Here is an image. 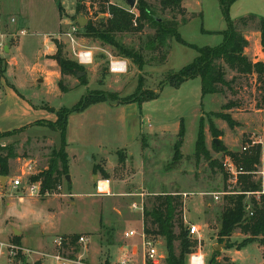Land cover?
I'll list each match as a JSON object with an SVG mask.
<instances>
[{
	"label": "rangeland",
	"instance_id": "obj_1",
	"mask_svg": "<svg viewBox=\"0 0 264 264\" xmlns=\"http://www.w3.org/2000/svg\"><path fill=\"white\" fill-rule=\"evenodd\" d=\"M109 1L130 10L125 0ZM148 1L156 7L157 14L165 19L172 18L170 13L159 11L155 0ZM60 2L62 4L56 3L55 6L52 0H0V41H9L6 52L0 48V134L18 130L0 139L1 146L13 145L17 154L8 161L5 187L0 188V242L18 247L11 254L8 248L0 246V264H58L53 256L45 254H57L53 242L56 237L73 234L87 239L86 243L76 241L73 258L90 264H117L123 254L118 248L126 245L127 264H143L139 236L124 237V231L128 229L143 230L142 212L132 207L134 202L139 206L140 201L136 196L116 195V189L111 196L96 194L93 183L95 164L105 171L102 176L110 177L122 192L140 189L149 192L142 201L144 206L149 207L152 195L161 192L178 190L186 193L182 196L183 215L187 222L198 226L206 264L213 251L218 252L216 261L219 264H264V235L238 250L235 245L246 237L239 230L229 238L234 244L230 249H226L225 241L218 240L222 196L215 200L211 193L214 189L223 192V177L222 174L211 175L206 161L201 160L195 165L192 159L201 119L205 143L213 157L221 162L225 155L213 151V139L221 142L227 151L237 153L259 145L260 162L256 171L264 172V110L258 108L262 84L251 76H238L231 89L224 88L222 93L203 97L199 77L188 79L177 87L169 84L167 77L197 56L195 49L175 40L168 41L167 47L159 51L141 49L142 68L125 58L127 71L111 74L110 56L119 57L112 46L84 36L83 27H79L75 44L72 45L66 36L70 27L77 25L79 14L87 22L96 19L100 4L92 5L85 0L84 9L77 14V0ZM183 6L186 10L184 20L179 14L173 15L178 22L180 37L198 47L220 44V32L226 24L218 1L183 0ZM248 14L264 18V0H237L229 10L234 21ZM106 16L107 13L100 14L99 18ZM257 26V18L246 27L238 26L249 41L245 53L251 60L264 59ZM21 29L27 34L19 35ZM153 32V28L145 25L141 32L122 34L119 40L138 50L146 36ZM57 45H61L62 56L72 61H76L75 52L79 50L87 48L93 52V62L84 66L86 73L83 76L63 77L65 91L57 83L60 78ZM234 75L228 71L226 79L230 80ZM82 77L84 85L79 82ZM38 78H45V82L37 81ZM139 83V93L153 92L157 96L124 105L123 102L136 95ZM87 94H101L106 102L98 104L100 107L91 106L83 113H71L68 117L65 139L66 144L68 138L69 142L71 140L66 149L72 184L64 179L57 189L39 197L28 196L24 189L7 186L10 178L21 174L27 162L32 163L35 174L46 167L51 152L60 146L58 132L51 129L56 111L73 107ZM227 103L234 106L223 110L222 106ZM213 112L229 113L235 126L229 127L224 120L212 116ZM140 118L142 133L134 139L130 122L138 123ZM210 121L218 136L209 131ZM32 122V127L25 132L19 131ZM181 126V152L185 158L175 169L166 170ZM164 133L171 135L162 136ZM244 146L246 150H243ZM120 158L124 161L122 167L118 165ZM254 179L261 182L262 188L264 176L255 174ZM225 184L229 185L227 190L235 185L230 177ZM260 196L264 206V193H249L245 201L250 207L251 197L259 200ZM7 202H12L10 211L13 216L4 215ZM14 229L21 233L14 235ZM146 237L157 243V249L163 255L158 264H166L164 240L153 235ZM214 244H222V248L215 250ZM23 249L39 251L43 255L29 254Z\"/></svg>",
	"mask_w": 264,
	"mask_h": 264
},
{
	"label": "trees",
	"instance_id": "obj_2",
	"mask_svg": "<svg viewBox=\"0 0 264 264\" xmlns=\"http://www.w3.org/2000/svg\"><path fill=\"white\" fill-rule=\"evenodd\" d=\"M83 1L77 0L75 11L77 14L82 12ZM92 5L96 2L100 4L99 12L96 13V19H88L83 29V35L95 38L101 43L110 45L116 50V54L121 58H128L136 63L140 68L143 66L141 49L148 51H159L167 47L168 41L175 40L178 43L186 45L196 50L197 56L187 65L177 72L167 77V82L175 87L182 82L199 77L201 81L202 97L207 94H216L224 92V88L231 89L232 84L239 77H253L255 82L262 84V95L258 108L264 110V59L251 60L247 57L245 49L249 41L238 29L239 25L246 27L249 22L257 18L259 32V43L263 50L264 56V18L255 14L241 16L237 21L230 18L229 10L231 5L237 0H217L226 24V28L220 32L222 41L220 44L210 47H198L185 42L177 30L178 22L175 14H179L183 19L186 12L183 6V0H155L158 3V9L161 13H170L172 18H163L156 13V7L149 3L148 0H136L132 12L122 6L112 4L109 0H86ZM107 13L105 18H99L100 14ZM184 20V19H183ZM145 25L153 28L154 32L146 36L142 47L136 50L129 47L119 40V36L126 33L141 32ZM57 54L60 56L58 86L62 91L66 88L63 86V77L73 75L75 71H83L84 66L72 61L61 54V45H57ZM165 59V55H163ZM228 71L235 75L230 80L226 79ZM81 85L85 84L84 78H80ZM141 83L136 88V95L129 97L124 104L155 98L157 93H139ZM106 102V98L101 95L87 94L83 96L73 107L61 108L56 111V120L52 123L51 129L57 131L60 137V146L58 150L52 151L47 161L46 167L37 174L29 177L30 181H40L41 191H51L57 189L65 176L68 174V155L66 152V128L68 117L71 113L82 112L92 104ZM233 103H227L222 106L223 110L231 109ZM214 117L224 120L229 127H234L235 122L229 113L213 112ZM21 131V129H19ZM209 131L218 136L213 123L209 122ZM18 130L4 132L0 134V139L16 133ZM183 127L178 134L177 140L172 146L173 154L171 161L166 166V170L175 169L185 158L181 152L183 141ZM147 147V143L144 142ZM212 149L215 153H223L224 156H230L236 165L240 168L241 173L238 175V181L229 190L228 184H225L229 175L223 169L222 161L213 157L212 152L207 148L205 135L200 119L199 129L195 140V149L192 155L195 165L201 160L207 162L211 175L222 174L224 181V192H232L222 196V204L219 215V229L217 232L218 240L226 242V249L234 246L229 241L230 236L236 230L246 235V237L237 245L238 249L252 242L254 238L264 235V206L262 197L256 200L255 197L250 199L251 216L246 210L247 203L245 197L247 193H253L261 190V182L254 179L253 172L260 162V146H252L250 150L237 153L227 151L225 146L220 142H212ZM17 156L13 145H0V176H7L9 172L8 161ZM224 158V157H223ZM223 160V159H222ZM118 165L124 166L122 158L119 159ZM94 173L103 171L98 165L94 166ZM217 192V189L212 190ZM183 192H161L152 195L150 206H144L142 212V227L146 235L161 237L164 240L166 250V264H186L188 254L196 247L197 241L188 234L187 225L183 215ZM63 252H69L73 256L75 252L77 235L64 236ZM17 239V237H15ZM72 251V252H70ZM217 251H213L211 264H219L216 261Z\"/></svg>",
	"mask_w": 264,
	"mask_h": 264
},
{
	"label": "built area",
	"instance_id": "obj_3",
	"mask_svg": "<svg viewBox=\"0 0 264 264\" xmlns=\"http://www.w3.org/2000/svg\"><path fill=\"white\" fill-rule=\"evenodd\" d=\"M134 9V8H133ZM133 9H130V11L135 12ZM13 21V19L11 20ZM79 30V26L78 25H73L70 27L69 31L66 33V36L69 38L71 44H75L76 43V34ZM19 35H25L27 34V31H25L24 29H21L18 32ZM0 35L1 32H0ZM75 56H76V62L80 65L83 66H87L89 64H91L93 62V52L90 49H83V50H79L78 52H75ZM127 60L121 57H113L110 56L109 59V72L111 74H115V75H119V74H124L127 71ZM247 147L244 146L243 150H246ZM222 166L223 169L226 171V173L229 175L231 182L236 184V182L238 181V175L241 173L240 168L236 165V163L234 162V160L226 155L224 156L223 160H222ZM35 171L33 170V165L31 162H27L25 163L23 169L21 170V174L15 177H12L9 179V186L12 189L15 190H20V189H24L25 192L27 193L28 196L31 197H39L42 195H48V191H41V184L40 181H30L29 177L34 175ZM253 174H258V175H262L264 176V172L263 171H255L253 172ZM108 186H109V180L108 179H104V180H99L96 183V194L99 195H103V194H107L108 193ZM228 193H232V192H213L211 193L214 197L215 200L220 199L221 196H223L224 194H228ZM260 193H264V179L262 181V188L260 191L255 192V194H260ZM249 193H247L248 195ZM186 193H183V196H185ZM133 209H137L139 208L141 212H143V205L140 204L138 206V204H136L135 202L132 204ZM246 210L248 211L249 216H251L253 214V212L250 210V207L247 205ZM186 221V220H185ZM187 222V221H186ZM187 231L188 234L193 237L196 241V247L193 249V251H191L188 256H187V260H186V264H206L205 263V255L203 254V252L201 251V247H200V237H199V230H198V226L196 224L187 222ZM124 236L126 238H131L134 236H139V238L141 239L142 242V247H143V260L142 263L143 264H158L159 261H161V259H163V255L159 252V250L157 249V243L148 239L146 237V234L144 233V231L142 230L141 232H137L136 230H129L126 231L124 233ZM64 236L61 237H56L53 242L55 244V246L58 249L57 254H45V256H53L55 258L56 261H58V264H90L88 262L82 261V259L78 258H73V256H69L67 253L63 252V243H64ZM77 242L80 243H86L87 239L84 236H78L77 238ZM0 246L6 247L10 250L11 254H14L16 251V249H18L17 246L15 245H11V244H6L3 242H0ZM25 252L31 254H36V255H43L41 252L39 251H33V250H29V249H23ZM129 261V257L126 256H122L120 257L119 261L117 262V264H127Z\"/></svg>",
	"mask_w": 264,
	"mask_h": 264
},
{
	"label": "crops",
	"instance_id": "obj_4",
	"mask_svg": "<svg viewBox=\"0 0 264 264\" xmlns=\"http://www.w3.org/2000/svg\"><path fill=\"white\" fill-rule=\"evenodd\" d=\"M56 3H59V5L60 4H62L61 2H60V0H52V5H55L56 6ZM58 9V8H57ZM8 39H7V42L6 43H4V42H1L0 41V48H2V50L4 51V52H6L7 50H8ZM11 57V56H10ZM12 59L11 60H13V57H11ZM8 64H10V62L8 63ZM60 74V73H59ZM59 80V79H58ZM37 81H39V82H45V78H43V80L41 79V78H38L37 79ZM58 83V82H57ZM100 103H102V102H98V103H96V104H92V105H90L89 107H91V106H97V107H100L98 104H100ZM133 103H136V102H133ZM130 105V103H127V104H124V105ZM88 107V108H89ZM88 108H86V109H88ZM85 109V110H86ZM84 110V111H85ZM82 113H83V111H82ZM56 116V115H55ZM56 118V117H55ZM41 119V118H40ZM43 119V118H42ZM44 119H47V118H44ZM48 119L49 120H51L52 118H50V117H48ZM38 120V119H37ZM37 120H34V121H37ZM33 121V122H34ZM138 121V120H137ZM33 122L32 123H30V124H28V125H26V126H23L22 128H21V131L20 132H25L26 131V129L27 128H29V127H32V125H33ZM130 124H132V130H131V132H132V138H136L138 135H140V133H142L141 131H142V118H140L139 119V122L137 123V122H130ZM156 136L158 135V134H155ZM166 135H171V134H166V133H164L162 136H166ZM178 135V134H177ZM175 136V135H174ZM128 141V140H127ZM207 141V140H206ZM70 142H71V140H70ZM70 142H69V138H68V143H67V146L70 144ZM66 146V147H67ZM146 148H148V146L146 147ZM66 152H67V155H68V160H69V152H68V148L66 149ZM95 165H97V164H95ZM94 165V166H95ZM68 166H69V164H68ZM93 170H94V167H93ZM102 170V169H101ZM69 171V170H68ZM107 171V170H106ZM108 172V171H107ZM105 174V171L103 170V171H98L97 173H95V175H94V178H93V183H94V187H95V189H96V183H97V181H99V180H104V179H108L109 180V186H108V193L107 194H103V195H101V196H111V195H113L114 193H113V190L114 189H116L117 190V192H116V195H124V196H136L138 199H139V201H140V204H143V202L142 201H144V196H146V194H149V192H145L143 189H140V191H136V192H132V191H130L129 190V192H122L121 191V189L119 188L118 189V187L112 182V180H111V178L110 177H105V176H102V175H104ZM255 175V174H254ZM0 178H1V176H0ZM6 179H7V176H6ZM121 180H123V179H121ZM67 182V181H66ZM68 183H70V184H72V178L70 177V182H68ZM7 186H9V184H7ZM5 187V186H4ZM10 187V186H9ZM1 188V190L3 189V187L1 186L0 187ZM7 188V187H6ZM11 188V187H10ZM95 193H96V191H95ZM24 201V200H23ZM11 204H12V202H7L6 204H5V206L7 207V210L5 209H3V212H4V215L6 216H8V215H10V216H13L12 214H11V211H10V206H11ZM139 204V205H140ZM15 230V229H14ZM129 230H135V229H128V230H126V231H129ZM126 231H124V233L126 232ZM19 233H21L20 231H19ZM18 233V234H19ZM69 233H71V232H69ZM125 237V236H124ZM132 238V237H131ZM119 246V245H118ZM118 250L120 251V253H123V254H121L122 256H126L127 257V255L125 254L126 253V245L124 246H119V248H118ZM87 256H88V254H87ZM122 256H120V257H122Z\"/></svg>",
	"mask_w": 264,
	"mask_h": 264
},
{
	"label": "water",
	"instance_id": "obj_5",
	"mask_svg": "<svg viewBox=\"0 0 264 264\" xmlns=\"http://www.w3.org/2000/svg\"><path fill=\"white\" fill-rule=\"evenodd\" d=\"M125 2L127 3V5L129 6L130 9H133L135 7V4H136V0H125ZM87 22V19L79 14L77 16V19H76V23L79 27H84L85 24ZM58 60V59H57ZM86 73V71H75V77L79 78L81 76H83L84 74ZM213 142L216 143L217 145L220 144L219 141L217 139H213ZM67 182H70V177L69 175L67 174L64 178ZM6 180V176H1L0 178V185L2 187L5 186L4 182ZM19 231L17 230H14V235H18ZM213 248L215 250H219L222 248V244H214ZM207 264H211V261L209 260Z\"/></svg>",
	"mask_w": 264,
	"mask_h": 264
}]
</instances>
